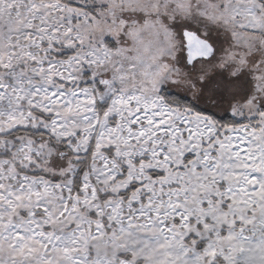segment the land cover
I'll return each mask as SVG.
<instances>
[{
    "label": "snow or ice",
    "instance_id": "obj_1",
    "mask_svg": "<svg viewBox=\"0 0 264 264\" xmlns=\"http://www.w3.org/2000/svg\"><path fill=\"white\" fill-rule=\"evenodd\" d=\"M0 264H264V0H0Z\"/></svg>",
    "mask_w": 264,
    "mask_h": 264
}]
</instances>
